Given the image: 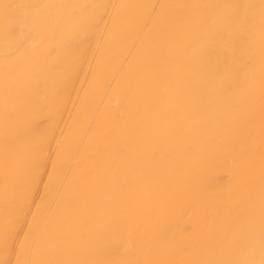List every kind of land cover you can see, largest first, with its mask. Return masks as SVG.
Returning a JSON list of instances; mask_svg holds the SVG:
<instances>
[{
  "label": "bare ground",
  "instance_id": "6f19581e",
  "mask_svg": "<svg viewBox=\"0 0 264 264\" xmlns=\"http://www.w3.org/2000/svg\"><path fill=\"white\" fill-rule=\"evenodd\" d=\"M0 264H264V0H0Z\"/></svg>",
  "mask_w": 264,
  "mask_h": 264
},
{
  "label": "snow or ice",
  "instance_id": "6c2138e0",
  "mask_svg": "<svg viewBox=\"0 0 264 264\" xmlns=\"http://www.w3.org/2000/svg\"><path fill=\"white\" fill-rule=\"evenodd\" d=\"M18 43H21L18 41ZM82 42L72 41L70 42L71 51L67 54L68 57L71 58L73 67L82 66L84 62H86L85 58L82 57L79 53V48ZM227 47V45H226ZM102 46L101 44L97 45V48L94 53V58L96 59L97 67L102 61ZM226 71L222 74V79L226 80L229 77V73L231 68L227 64V60L225 61ZM91 68V65H90ZM95 71V69H93ZM87 92L85 93V97L81 100V106L78 110V116L83 115L87 111ZM61 110L58 107L54 114H48L42 108L41 113L33 118L35 126L32 128V138L31 141L35 147L36 151V163L33 170L32 179L36 180L37 177L41 176V169L43 168L46 171L48 162L52 159L51 150L54 148V152L56 159L53 162V173L49 177V184L46 185V189L50 187H54V179L55 175L60 167L61 159H62V138L65 136V132L63 129L59 127V120L56 119L57 116L61 115ZM41 115H46L47 119H40ZM38 121V122H37ZM93 129L91 126L87 129V132H92ZM87 132L85 134V138H87ZM68 177L65 175V180ZM43 203V202H42Z\"/></svg>",
  "mask_w": 264,
  "mask_h": 264
},
{
  "label": "rangeland",
  "instance_id": "374dc122",
  "mask_svg": "<svg viewBox=\"0 0 264 264\" xmlns=\"http://www.w3.org/2000/svg\"><path fill=\"white\" fill-rule=\"evenodd\" d=\"M36 195V196H35ZM35 195L33 196V199H36L37 200V202H38V205H43V203H44V192H43V190L42 189H40V190H38L36 193H35ZM27 196V195H26ZM43 197V198H42ZM27 199L29 198L28 196L26 197ZM43 199V200H42ZM43 202V203H42ZM14 203H16V201L14 202Z\"/></svg>",
  "mask_w": 264,
  "mask_h": 264
}]
</instances>
